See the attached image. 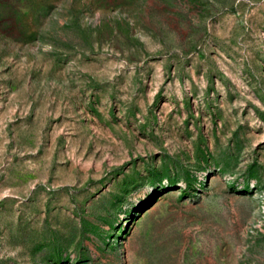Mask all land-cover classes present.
Here are the masks:
<instances>
[{
    "label": "rangeland",
    "instance_id": "obj_1",
    "mask_svg": "<svg viewBox=\"0 0 264 264\" xmlns=\"http://www.w3.org/2000/svg\"><path fill=\"white\" fill-rule=\"evenodd\" d=\"M0 264H264V0H0Z\"/></svg>",
    "mask_w": 264,
    "mask_h": 264
}]
</instances>
